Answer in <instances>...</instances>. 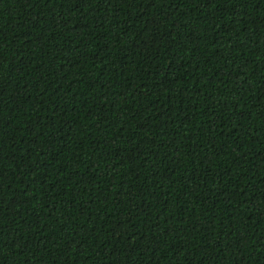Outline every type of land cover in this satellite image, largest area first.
<instances>
[{"label": "trees", "instance_id": "trees-1", "mask_svg": "<svg viewBox=\"0 0 264 264\" xmlns=\"http://www.w3.org/2000/svg\"><path fill=\"white\" fill-rule=\"evenodd\" d=\"M0 264H264V0H0Z\"/></svg>", "mask_w": 264, "mask_h": 264}]
</instances>
